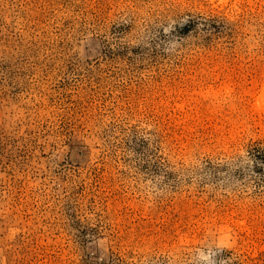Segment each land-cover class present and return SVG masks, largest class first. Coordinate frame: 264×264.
<instances>
[{"label": "rangeland", "instance_id": "obj_1", "mask_svg": "<svg viewBox=\"0 0 264 264\" xmlns=\"http://www.w3.org/2000/svg\"><path fill=\"white\" fill-rule=\"evenodd\" d=\"M264 0H0V264H264Z\"/></svg>", "mask_w": 264, "mask_h": 264}, {"label": "bare ground", "instance_id": "obj_2", "mask_svg": "<svg viewBox=\"0 0 264 264\" xmlns=\"http://www.w3.org/2000/svg\"><path fill=\"white\" fill-rule=\"evenodd\" d=\"M258 103L260 105V108L264 111V83H263V86H262L261 94L258 97Z\"/></svg>", "mask_w": 264, "mask_h": 264}]
</instances>
